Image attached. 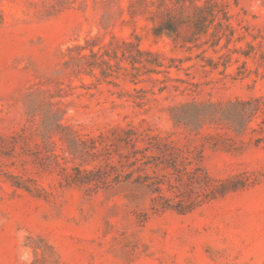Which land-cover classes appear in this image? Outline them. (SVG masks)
Wrapping results in <instances>:
<instances>
[{
    "label": "rangeland",
    "instance_id": "374dc122",
    "mask_svg": "<svg viewBox=\"0 0 264 264\" xmlns=\"http://www.w3.org/2000/svg\"><path fill=\"white\" fill-rule=\"evenodd\" d=\"M217 1L227 48L156 36L172 0H0V264H264V112L218 115L264 95V0Z\"/></svg>",
    "mask_w": 264,
    "mask_h": 264
},
{
    "label": "trees",
    "instance_id": "16d2710c",
    "mask_svg": "<svg viewBox=\"0 0 264 264\" xmlns=\"http://www.w3.org/2000/svg\"><path fill=\"white\" fill-rule=\"evenodd\" d=\"M163 1L159 0V7L163 5ZM198 1L200 0H172L176 6H180L181 12L161 11L159 20L155 21L153 26L154 34L160 36L167 33L175 41H183L184 44L192 42L196 47H201L203 44L210 42V45L215 48L221 44L222 39H225L221 46L227 48L231 42L243 39L242 36L234 38L236 28L231 22L230 14L220 2L217 0H203L200 3ZM211 27L213 28L210 33L211 39L200 41L203 35L209 33ZM234 50L238 49L235 48ZM138 51L156 56L150 50L138 48ZM155 61L161 65L160 62ZM207 63L213 67L218 66V62H215L212 58H208ZM223 64L227 66V61ZM259 111L264 112V95L231 100L229 106L220 110L218 115H221L222 119L239 130L246 128L248 122ZM261 128L264 131V118ZM261 139L263 137L258 138V141Z\"/></svg>",
    "mask_w": 264,
    "mask_h": 264
}]
</instances>
